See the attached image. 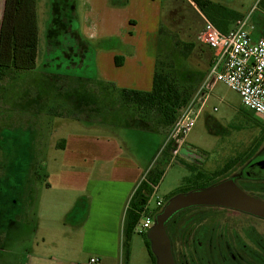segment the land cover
<instances>
[{"label":"crops","instance_id":"obj_1","mask_svg":"<svg viewBox=\"0 0 264 264\" xmlns=\"http://www.w3.org/2000/svg\"><path fill=\"white\" fill-rule=\"evenodd\" d=\"M51 1L48 0L42 10L47 21L52 15L56 17L59 9L58 4ZM61 1L62 10L75 20L76 26L73 31L62 26L61 29L65 28L63 37H76L87 44L77 43L78 50L83 52L82 58L89 52V45L92 46L88 54L93 61L94 78L78 77V71H69L70 76L61 74L55 79L43 76L45 82L33 84L16 101L13 97L18 95L17 86L11 89L9 99H4L11 82L23 72L20 71L0 88V106L9 101L8 110L17 113L21 112V103L27 104L23 111L35 118L33 128L42 126L41 121H50L49 116L53 115L52 130L60 135L49 147L55 153L44 163L47 179L37 202L34 227L37 238L33 241L32 254H26L24 263L89 264L92 258L98 264H122V221L126 209L167 135L156 130L152 120L132 104L124 102L120 92L151 91L160 29L175 37L166 42L195 44L198 40L200 34L193 36L187 28L178 27L180 20H185V15L181 14L178 21L181 6H188L201 20L203 16L191 0H78L83 13L75 18L78 7L74 0ZM210 1L229 8L243 19H250L248 14L239 11L242 6L239 0ZM10 2L0 0V51ZM36 5L39 38V0ZM259 10L256 15L264 20V8ZM52 21L53 26L57 23L56 27H60L57 17ZM251 25L254 39L259 38L263 29L257 30ZM51 32L49 30L50 36L56 35ZM55 46L50 41L43 47L50 52ZM37 70L36 66L29 72ZM204 79L205 76L200 84ZM49 96L57 102L53 110L44 105ZM204 108L205 105L201 111ZM236 114L240 121L238 129L252 130L249 122L253 114L242 106ZM106 116L110 118L103 120ZM32 118L27 119V124ZM213 122L216 126L219 124ZM183 152L188 153L186 148ZM60 234L62 237L58 239ZM146 252L148 254L147 249ZM148 258V263L152 264L149 254Z\"/></svg>","mask_w":264,"mask_h":264},{"label":"rangeland","instance_id":"obj_2","mask_svg":"<svg viewBox=\"0 0 264 264\" xmlns=\"http://www.w3.org/2000/svg\"><path fill=\"white\" fill-rule=\"evenodd\" d=\"M39 1L41 10L39 28L41 33L39 35L40 45L37 59L38 70L19 73L16 81H12L8 88V93L4 97L6 100L9 99L11 89L15 88V86H17L15 91L18 92V95L13 97V100L20 95L22 96L27 89H31L33 84L45 82L43 76L54 77L55 79L56 76L61 74L70 76L69 71H78L76 73L78 77L85 79L94 78L93 61L88 54L92 50V46L89 45V52L82 58L80 57L82 52L78 50L77 43L87 44L81 43L76 37H63L65 28L67 31L76 30L75 20H71L69 15L62 10L64 9L63 2L61 0L51 1L56 2L59 7L56 15L60 26L58 28V26L56 27L57 23L53 26L52 20L56 18L55 16L52 15L48 21V18H43L42 10H44V6H47L48 0ZM259 1L261 0H239L242 4L239 11L250 16V22L257 30L264 28V20L256 15L261 8L260 5L258 6ZM74 3L77 4L78 11L77 15L75 14L73 17L77 18L83 12L80 11L79 1L74 0ZM163 7L167 9L165 4H163ZM181 14L185 15V20H180L178 27L187 28L193 36L200 34L203 26L200 17L193 13L185 4L181 6L178 13V21L181 18ZM62 26H65V28L61 29ZM49 30L50 32L52 31L51 35L53 33L56 35L50 36ZM164 37L165 35L161 36V38ZM191 40L193 41L194 38H191ZM50 41L57 46L48 52L43 46L44 43ZM164 41L162 39V42ZM193 45L192 54L182 62V67L190 72V75L186 77V81L190 79L193 84L190 83V85L197 87L201 80L200 77L202 75L206 76L208 73L212 55L209 49L198 40ZM174 46L175 44L169 42L168 50H172ZM151 48L154 50L153 46ZM155 51V56L159 55L163 57L160 59L165 61V57L168 55L167 51L158 47L155 48ZM174 55H177V53L175 52ZM201 86L202 84H200ZM206 94L205 108L197 116L194 128L188 133L184 146L188 153L199 157L202 162H192L182 155L174 159L170 158L169 155L164 158L162 153H160V148L153 156L152 162L151 160L149 161L151 163L147 168L148 171L159 169L162 172L158 185H156V192L149 203L151 210L156 203V199L160 200L162 206H164L169 202L166 201V198L174 191L181 188L188 189L193 186L196 183L194 178L197 174L203 176L200 182L204 183L205 181L210 182L212 179H216L214 175L219 171H224L223 174L225 176L234 174L237 182H243V184L249 186L254 194L264 198V184L246 182L240 176V171L235 172L237 168L233 169L235 163H231L239 156L247 155L249 149L251 150L255 147L254 142L264 141L263 128L253 122L255 119L251 115L249 125L252 124V130L238 129L240 121L236 113L241 106L240 99L237 93L228 89L224 84L216 83ZM53 104H57V102L53 99V96H49L44 105L52 108ZM21 105V110H19L21 112L17 113L11 112L14 110H8L9 101L4 102L0 106V264H25L24 262H27V258L25 259L26 254H32L33 241L37 238L34 231L37 202L44 191L43 182L47 179L44 163H46L50 154L55 153L49 147L60 136L56 135L52 130L53 115L49 116L50 121H41L42 126L37 125L36 128H33V125L36 124L35 118L23 111L27 104L21 103ZM41 105L43 107V104ZM214 109L217 111L215 112ZM28 118H32L28 121L29 124H27ZM107 118L109 119L110 116L104 117L103 120ZM213 120L219 124L216 126ZM257 146L259 147L257 148ZM256 149H261L260 151L264 152V144L261 146L260 144L256 145ZM258 159L264 160V154ZM258 165L252 164L248 166L243 170V173H248L252 169L262 168L264 170V166ZM237 185L240 186V184ZM223 217L232 221L235 219L246 220L231 213H226ZM179 220L180 215L176 217L175 221ZM141 221H143V217L136 227L135 235L132 237L130 264H149L146 247L143 244L145 239L143 235H140ZM251 225L260 234H264V224L253 221ZM253 227L245 226L246 229L250 228L252 232ZM169 229L173 232V247L179 263L184 251L180 244L178 227L171 224ZM143 234L146 236L147 232ZM61 237V234L58 235V239Z\"/></svg>","mask_w":264,"mask_h":264},{"label":"trees","instance_id":"obj_3","mask_svg":"<svg viewBox=\"0 0 264 264\" xmlns=\"http://www.w3.org/2000/svg\"><path fill=\"white\" fill-rule=\"evenodd\" d=\"M196 9L210 22L217 30L222 33L229 32V28L236 24L243 17L229 10L224 6L214 4L210 0H191ZM264 8V0L258 2V6ZM36 0H11L10 13L6 23V32L2 34L1 51H0V88L7 79L13 74L23 71L29 72L36 69L39 38L37 27V7ZM165 35L164 38L161 36ZM174 35L167 30L159 32L157 47L164 48L167 51L165 61L163 57L156 56L155 73L152 78V89L150 92L138 93L134 91H121V98L126 103H130L144 116L151 119L156 130L165 132L173 126L179 111H181L188 103H190L193 95L197 92L200 82L204 75L200 78L197 87L190 85L191 81H186V77L190 72L182 67L189 55L192 54L194 45L191 43H172L175 46L172 50H168V39L174 40ZM162 39H165L162 42ZM171 43V42H170ZM175 52L177 55H174ZM165 55V54H164ZM83 57V52L81 53ZM210 66V65H209ZM192 84V83H191ZM193 85V84H192ZM257 126H264L261 121L255 120ZM252 152V151H251ZM164 158L169 155V147L161 152ZM224 171L215 173L214 178L210 182H200L203 177L197 174L194 178L196 183L187 188H181L174 191L166 201H170L173 197L189 193L191 191L209 188L221 181L226 180ZM162 172L159 169L148 171L145 178L146 182H142L136 188L128 208L126 209L124 221H122V264H128L130 258V242L135 234L136 227L141 220V215L147 210V203L153 194L151 187L158 185ZM198 181V182H197ZM163 206L153 211V219L161 212ZM144 244L150 256V261L155 264V257L150 251L147 237L143 234Z\"/></svg>","mask_w":264,"mask_h":264},{"label":"built area","instance_id":"obj_4","mask_svg":"<svg viewBox=\"0 0 264 264\" xmlns=\"http://www.w3.org/2000/svg\"><path fill=\"white\" fill-rule=\"evenodd\" d=\"M249 20L241 19L229 32L222 33L203 16L198 41L212 53L208 73L190 103L179 111L160 153L169 147L170 158H177L181 154L186 137L194 128L196 118L206 103V93L216 83L224 84L237 93L242 108L264 124V28L260 37L254 39V27ZM142 182H146V179ZM151 188L153 194L147 203V210L141 215L140 234L151 229L153 211L162 206V202L156 199L153 209L149 208L156 192V187ZM89 264H98V261L91 258Z\"/></svg>","mask_w":264,"mask_h":264},{"label":"flooded vegetation","instance_id":"obj_5","mask_svg":"<svg viewBox=\"0 0 264 264\" xmlns=\"http://www.w3.org/2000/svg\"><path fill=\"white\" fill-rule=\"evenodd\" d=\"M254 144L255 147L249 149L247 155H241L231 163H235L233 169L237 168L235 172L240 171V176L246 182L264 184V170L262 168L243 173V170L252 164L264 166V160L258 159L264 152L260 151L261 149H256V145L260 144L261 146L264 141H256ZM182 153H184L183 149L180 155ZM184 156L192 162H202L199 157L190 153H184ZM229 179L235 184H240L239 188L246 194L264 202V198L254 194L248 185L237 182L234 174L226 176V180ZM226 213L238 215L246 220H226L224 217L222 218ZM179 215L180 220L175 221ZM253 221L264 224V220L259 218L223 208L196 207L178 212L165 224L167 235L171 240L175 264H264V234H260L253 225H251L253 227L252 232L250 224ZM171 224L178 227L180 244L184 251L179 263L173 247V232L169 229ZM247 225H249V229L245 228ZM252 240H254L253 243Z\"/></svg>","mask_w":264,"mask_h":264},{"label":"water","instance_id":"obj_6","mask_svg":"<svg viewBox=\"0 0 264 264\" xmlns=\"http://www.w3.org/2000/svg\"><path fill=\"white\" fill-rule=\"evenodd\" d=\"M205 207L242 212L264 220V202L243 192L232 180H223L209 188L179 194L165 204L147 231L155 264H175L170 238L165 228L174 215L184 209Z\"/></svg>","mask_w":264,"mask_h":264}]
</instances>
